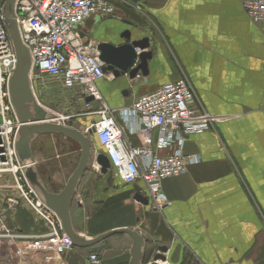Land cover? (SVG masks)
Here are the masks:
<instances>
[{
    "label": "crops",
    "instance_id": "1",
    "mask_svg": "<svg viewBox=\"0 0 264 264\" xmlns=\"http://www.w3.org/2000/svg\"><path fill=\"white\" fill-rule=\"evenodd\" d=\"M131 3L115 2L112 16H92L80 27L97 44H119L126 30L150 32L155 40L147 76L129 80L106 74L97 82L103 102L111 109L130 107L139 96L185 78L194 90L195 106L216 121L208 131L185 138L182 152L199 161L185 174L163 181L169 203L161 211L154 210L141 181L124 184L110 170L102 174L89 165L71 207L74 231L87 240L119 229L136 231L146 242L143 264H264V31L245 15L241 0ZM80 122L83 133L86 123ZM122 128L132 146L147 144L142 134ZM156 137L153 132L152 145ZM43 152L40 148L32 155L41 158ZM170 153L158 151L161 156ZM47 174L58 181L63 172ZM63 187L48 191L58 193ZM9 215V226L20 232H46L25 205ZM131 246V238L120 233L63 255L32 247L19 263L16 245L0 239V264H90L89 254L102 264H128ZM164 246L165 261H153Z\"/></svg>",
    "mask_w": 264,
    "mask_h": 264
},
{
    "label": "built area",
    "instance_id": "2",
    "mask_svg": "<svg viewBox=\"0 0 264 264\" xmlns=\"http://www.w3.org/2000/svg\"><path fill=\"white\" fill-rule=\"evenodd\" d=\"M5 2L0 0V239L14 243L16 259L24 263L32 247L52 249L59 255L74 247L64 235L57 216L25 178L26 168L31 162L35 166L34 161H20L15 150L20 124L10 101L8 84L17 58L3 22ZM115 2L132 6L131 0H15L13 13L20 41L29 54L28 76L35 99L33 83H41L43 79L67 90H77L89 110L79 116L91 117L83 134L90 139L94 137L98 146L90 163L93 169L100 171L95 157L104 154L113 175L124 184L141 181L150 204L161 211L169 203L162 191L163 181L185 174L189 165L199 161L196 155L182 152L185 138L208 131L216 119L195 106L192 88L185 78L139 96L130 107L111 109L103 102L96 86L106 76L98 44L84 37L80 27L92 16H112ZM241 4L253 25L264 31V0H241ZM68 117L57 115L51 121L65 125L63 121ZM120 124L131 133L142 134L147 144L132 146L124 138ZM153 132L157 137L152 145ZM162 149L171 153L161 156L158 151ZM21 205L43 222L45 233L29 235L9 226V213ZM88 261L102 264L96 254H89Z\"/></svg>",
    "mask_w": 264,
    "mask_h": 264
},
{
    "label": "water",
    "instance_id": "3",
    "mask_svg": "<svg viewBox=\"0 0 264 264\" xmlns=\"http://www.w3.org/2000/svg\"><path fill=\"white\" fill-rule=\"evenodd\" d=\"M15 0H6L3 6V22L12 42L17 64L8 84L10 101L14 108L16 118L20 124L15 141V150L20 161L30 163L32 160L31 144L34 139L41 135H59L76 143L80 148V157L74 171L68 177L63 189L58 193L49 192L43 185L38 171L32 162L25 170V178L31 188L38 194L46 207L52 211L61 224L64 235L75 248H90L100 241L114 234H127L132 240L130 250V261L128 264H143L145 259L146 242L142 236L133 230L119 229L104 233L92 240H87L78 235L71 222V207L77 193V187L83 175L88 169L93 156V143L90 137L72 129L68 126L56 124L51 121L48 111L44 109L35 99L29 83L30 58L26 48L22 45L13 13ZM125 31L119 37V44L98 43L99 59L103 63V72L112 74L115 79L126 75L129 80L135 79L138 75H148V60L152 57L151 46L155 40L145 31ZM91 99H86L89 102ZM93 129L89 133H93ZM96 163L100 166V172L105 174L110 170V164L104 154L95 157ZM136 199L148 204L142 196ZM166 247H158V253L154 255L153 261L164 262L165 257L161 253L166 252Z\"/></svg>",
    "mask_w": 264,
    "mask_h": 264
},
{
    "label": "rangeland",
    "instance_id": "4",
    "mask_svg": "<svg viewBox=\"0 0 264 264\" xmlns=\"http://www.w3.org/2000/svg\"><path fill=\"white\" fill-rule=\"evenodd\" d=\"M186 80L190 84L189 80ZM33 88L37 101L42 107L47 109L51 119L55 118L57 115H62L65 118L71 115H77L73 118L68 117V119H65L63 121L65 124L64 126L79 131L80 125L78 124L81 123L80 121H84L86 125H89L91 120L90 117L79 116L82 113L89 112V110L85 109L78 92L64 89L59 84L47 81L46 79H43L41 83H33ZM192 91L194 94L193 88ZM40 148L43 149L44 152L41 158L34 154L37 159V163L34 162L35 168L38 171L43 185L47 189L49 187L54 191H58L59 188L63 187L66 179L70 176L69 173L77 166L80 157L79 146H76V144L61 136H42L37 137L33 141L31 145L32 154L39 151ZM94 148H98L97 144L95 147H92V151ZM34 155H32V161H34ZM89 165L91 166V164ZM53 169H57L61 173L63 172L58 181L52 178L50 179V176L47 174L48 171ZM109 172L113 174L112 170Z\"/></svg>",
    "mask_w": 264,
    "mask_h": 264
}]
</instances>
